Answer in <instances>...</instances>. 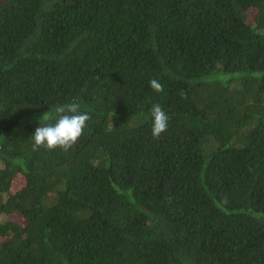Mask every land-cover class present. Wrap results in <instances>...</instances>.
<instances>
[{"label": "trees", "instance_id": "trees-1", "mask_svg": "<svg viewBox=\"0 0 264 264\" xmlns=\"http://www.w3.org/2000/svg\"><path fill=\"white\" fill-rule=\"evenodd\" d=\"M0 264H264V0H0Z\"/></svg>", "mask_w": 264, "mask_h": 264}, {"label": "clouds", "instance_id": "clouds-1", "mask_svg": "<svg viewBox=\"0 0 264 264\" xmlns=\"http://www.w3.org/2000/svg\"><path fill=\"white\" fill-rule=\"evenodd\" d=\"M149 86L156 93L163 91V85L158 79H151ZM80 109V103L72 101L58 104L51 111L44 113L39 121L54 122L39 124L35 128L31 135L34 148L69 150L81 137L86 122L90 119L89 114ZM151 118V134L153 138H159L168 128L169 117L159 104H154L151 109Z\"/></svg>", "mask_w": 264, "mask_h": 264}]
</instances>
